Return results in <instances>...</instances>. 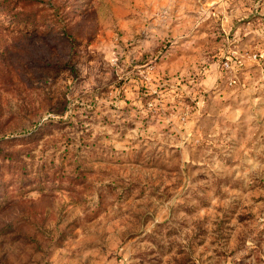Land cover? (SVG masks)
Segmentation results:
<instances>
[{
	"label": "rangeland",
	"instance_id": "rangeland-1",
	"mask_svg": "<svg viewBox=\"0 0 264 264\" xmlns=\"http://www.w3.org/2000/svg\"><path fill=\"white\" fill-rule=\"evenodd\" d=\"M0 264H264V0H0Z\"/></svg>",
	"mask_w": 264,
	"mask_h": 264
},
{
	"label": "built area",
	"instance_id": "built-area-1",
	"mask_svg": "<svg viewBox=\"0 0 264 264\" xmlns=\"http://www.w3.org/2000/svg\"><path fill=\"white\" fill-rule=\"evenodd\" d=\"M224 65H225L226 67H228V66H229V62H225Z\"/></svg>",
	"mask_w": 264,
	"mask_h": 264
}]
</instances>
